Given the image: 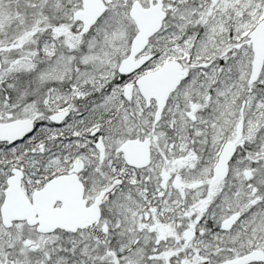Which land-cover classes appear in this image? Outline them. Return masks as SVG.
I'll list each match as a JSON object with an SVG mask.
<instances>
[{
  "label": "snow or ice",
  "instance_id": "1",
  "mask_svg": "<svg viewBox=\"0 0 264 264\" xmlns=\"http://www.w3.org/2000/svg\"><path fill=\"white\" fill-rule=\"evenodd\" d=\"M0 264H264V0H0Z\"/></svg>",
  "mask_w": 264,
  "mask_h": 264
}]
</instances>
